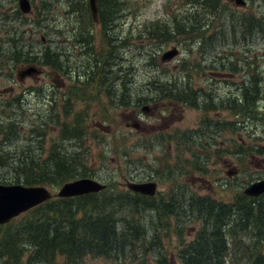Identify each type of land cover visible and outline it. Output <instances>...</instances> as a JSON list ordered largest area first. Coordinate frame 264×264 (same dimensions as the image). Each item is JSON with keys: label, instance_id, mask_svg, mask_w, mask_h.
Returning <instances> with one entry per match:
<instances>
[{"label": "rangeland", "instance_id": "374dc122", "mask_svg": "<svg viewBox=\"0 0 264 264\" xmlns=\"http://www.w3.org/2000/svg\"><path fill=\"white\" fill-rule=\"evenodd\" d=\"M43 1L50 5L39 22ZM70 1L31 0L32 10L24 13L18 0H0V53L8 57L17 46L23 57H38L34 65L44 69L20 79L19 70L29 64L13 67L14 61L0 54V122L13 121L17 136V144L8 142L5 153L12 159L23 156L30 163L40 154L43 161L61 149V153L80 154L85 162L79 169L85 166L112 191L125 188L127 180L145 182L151 180L150 174H157L160 194L181 181L186 195L198 193L225 202L264 178V0H245L244 6L236 0H220L214 13L197 6L198 2L193 8L183 0H126L121 12L125 16L106 29L105 21L99 23L91 11L79 9L83 0H75V11L68 14ZM84 21L87 25L82 30ZM184 24L187 29L181 32ZM164 29H169L167 35ZM86 38V49L98 56L95 62L91 56H80L81 39ZM48 46L67 56L63 60L68 66L66 75L53 74L41 63ZM174 47L178 54L161 57ZM152 55H157V62L147 67ZM243 84L260 92L255 117L240 116L236 110V103L244 108ZM157 87L163 90L153 103L149 98L159 92ZM68 94L70 112L63 104ZM142 106L150 107L145 115L140 113ZM62 123H74L73 130L83 132H67ZM129 150L132 153L126 158ZM29 163L17 172L0 167V180L37 174ZM48 187L54 194L60 188ZM59 198L53 195L49 203L58 206ZM171 201L168 197L167 203ZM35 209L18 218H32ZM164 215L169 227L159 232L173 262L181 264L176 219ZM198 226V222L188 229L185 226V239H191ZM150 249L136 251L137 256L129 250L123 258L86 256L82 264H156ZM56 260L65 264L63 257ZM233 263L228 259L226 264Z\"/></svg>", "mask_w": 264, "mask_h": 264}, {"label": "trees", "instance_id": "16d2710c", "mask_svg": "<svg viewBox=\"0 0 264 264\" xmlns=\"http://www.w3.org/2000/svg\"><path fill=\"white\" fill-rule=\"evenodd\" d=\"M74 2L75 0H71L68 3V14L72 12ZM125 2L126 0H98L99 19L101 23L105 21L103 23L106 24L105 29L119 16H125L121 14L125 10L123 7ZM183 2L191 7L194 6L193 8L201 6L208 12L214 13L220 0H183ZM197 2L199 5L196 6ZM83 3L79 9L88 13L90 8L87 0H83ZM49 5L48 2L43 1L41 8L43 11L38 14L39 22L43 18L44 9H49ZM114 14L117 15L113 19ZM176 16L179 15L173 16L175 22L178 21ZM196 16L195 13L193 19ZM156 23L159 22L152 24ZM253 23L254 21H251L250 28ZM85 25L87 22L84 21L82 30L86 27ZM194 27L192 25L191 29ZM188 28L190 29V26ZM186 29L184 24L181 32ZM168 31L169 29H164L163 35H167ZM175 32L179 30L176 29ZM141 38L144 41L149 40V37ZM15 43L18 44V42ZM81 43L84 46L80 52L83 58L86 55L91 56L90 61L95 62L98 56L86 49V44L89 43L88 38L81 39ZM16 48L14 51L11 50L8 57L0 53L6 60L14 61L13 67L23 63L29 65L38 63V57L35 55L23 57V50ZM65 58L67 59V56L63 50L56 53L48 46L44 50L41 63L50 67L53 74L55 72L65 74L68 68L63 61ZM155 61L157 62V55H152V60L148 63L150 65L146 66L152 67ZM245 88L247 87L243 84L241 96H243L244 108H239L236 103V110L240 116L255 117V110H259L256 102L260 99V92L258 88L252 90ZM157 89L159 92L153 95L154 98H149L153 103H156L159 94H162L163 88L157 87ZM70 99L71 94L63 99L67 112H70ZM16 101L20 102L21 98L17 97ZM139 104H141L140 101ZM56 115L59 120L60 116ZM9 121L0 122V136L3 138L0 142V167H13L12 169L17 172L19 169L28 168L24 164L29 162H24L23 156L12 159L9 153L4 151L8 142L17 144L16 141L14 142L17 136L13 134L16 125L13 121ZM80 121L84 122L85 118ZM62 124L67 128V132L68 130L79 134L83 132L81 129L78 131L76 127L73 130L74 123ZM33 131L32 128L30 132ZM25 132L27 134L28 131ZM79 137L82 138L81 135ZM27 138L30 140L28 135ZM60 151L61 149L58 153L53 151L43 161L42 154L32 159L29 164L37 168V174L27 176L17 174L0 182L51 185L58 188L63 183L80 176H93V173L89 172L85 166L79 169L82 162H85L80 154L71 155ZM130 153L132 150L127 152L126 158ZM16 166L18 169L14 168ZM154 176L150 174L149 178L153 179ZM9 180L10 182H5ZM175 184L178 186L173 185L174 188L166 194L159 193L156 196L135 193L124 185L125 188L119 186L114 191L106 187L98 193L59 198L61 203L58 206H52L49 201L45 202L36 207L32 218L21 217L6 225H0V232L4 227L6 229L0 236V264H24L23 259L25 264H59L56 260L58 257H63L65 264H82L86 256L123 258L127 256L129 250L137 256L136 251L143 249L145 252L149 248L153 252L156 264H175L165 248L164 237L159 232L164 227L167 229L169 227L170 221L164 215L165 212L176 219V231L179 233L181 244L177 257L181 264H226L228 259L235 264H264V194L253 198L242 191L235 195L233 201L224 202L223 199L217 200L211 196H201L190 191V194L187 192L186 195L185 191L179 189L178 182ZM168 197L173 199L170 204L167 203ZM108 209L109 212H107ZM96 213L98 214L94 215ZM117 215L128 218L120 219ZM197 222L199 226L195 229L194 236L191 239H185L183 228L186 226L188 229L191 225L195 226ZM187 234L190 235L191 232L188 230ZM136 245L140 248L136 249ZM238 253L242 254L238 256ZM139 264L147 263L141 261Z\"/></svg>", "mask_w": 264, "mask_h": 264}, {"label": "water", "instance_id": "95a60500", "mask_svg": "<svg viewBox=\"0 0 264 264\" xmlns=\"http://www.w3.org/2000/svg\"><path fill=\"white\" fill-rule=\"evenodd\" d=\"M239 6L246 5L245 0H236ZM20 9L28 13L32 9L30 0H19ZM91 10L96 17L97 0H90ZM178 54L174 47L172 51L166 52L162 58H171ZM40 70L33 65L19 70L18 77L23 79L27 76L38 74ZM144 110L147 112L148 107ZM105 184L94 178H80L66 182L59 191L60 197H72L87 193L99 192L105 188ZM128 187L134 191L144 194L155 195L157 189L156 182H129ZM264 192V179L253 182L245 189V193L252 196H258ZM52 197L50 190L43 185H25L23 183L3 184L0 183V224H5L18 215L26 212Z\"/></svg>", "mask_w": 264, "mask_h": 264}, {"label": "flooded vegetation", "instance_id": "af4514ba", "mask_svg": "<svg viewBox=\"0 0 264 264\" xmlns=\"http://www.w3.org/2000/svg\"><path fill=\"white\" fill-rule=\"evenodd\" d=\"M217 181H218V182H220V180H219V179H218Z\"/></svg>", "mask_w": 264, "mask_h": 264}]
</instances>
